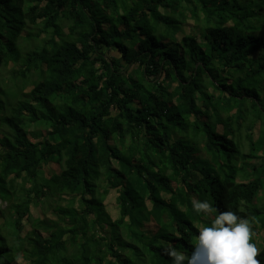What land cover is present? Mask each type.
Here are the masks:
<instances>
[{"label": "trees", "instance_id": "obj_1", "mask_svg": "<svg viewBox=\"0 0 264 264\" xmlns=\"http://www.w3.org/2000/svg\"><path fill=\"white\" fill-rule=\"evenodd\" d=\"M194 200L264 264V0H0V264H171Z\"/></svg>", "mask_w": 264, "mask_h": 264}, {"label": "clouds", "instance_id": "obj_2", "mask_svg": "<svg viewBox=\"0 0 264 264\" xmlns=\"http://www.w3.org/2000/svg\"><path fill=\"white\" fill-rule=\"evenodd\" d=\"M192 210L208 222L198 227L190 254L169 242L164 255L171 264H261V249L247 219L229 210L213 215L218 210L208 200H194Z\"/></svg>", "mask_w": 264, "mask_h": 264}, {"label": "rangeland", "instance_id": "obj_3", "mask_svg": "<svg viewBox=\"0 0 264 264\" xmlns=\"http://www.w3.org/2000/svg\"><path fill=\"white\" fill-rule=\"evenodd\" d=\"M56 169V167L54 166V165H49V166H47L45 169H44V174L46 175V176H48L49 174H51L52 173V170L54 171ZM115 198H116V194L113 192L112 194H110L108 197H107V199H106V202H105V205H106V209H107V211L111 214V215H113V216H115L116 215V209H115ZM10 207H13V206H9V208ZM37 212H38V209H35ZM8 211H10L9 209H8V206H6L5 204H1L0 203V223H2V219L3 218H1V216H2V214L4 215V216H10V214H8ZM47 217L48 218H52V216L51 215H49V214H47Z\"/></svg>", "mask_w": 264, "mask_h": 264}]
</instances>
